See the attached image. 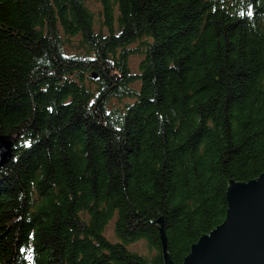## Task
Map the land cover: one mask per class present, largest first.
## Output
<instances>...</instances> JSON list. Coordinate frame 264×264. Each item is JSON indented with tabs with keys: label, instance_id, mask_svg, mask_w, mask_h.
<instances>
[{
	"label": "trees",
	"instance_id": "16d2710c",
	"mask_svg": "<svg viewBox=\"0 0 264 264\" xmlns=\"http://www.w3.org/2000/svg\"><path fill=\"white\" fill-rule=\"evenodd\" d=\"M86 1L0 0V264L180 261L264 169V0Z\"/></svg>",
	"mask_w": 264,
	"mask_h": 264
},
{
	"label": "water",
	"instance_id": "95a60500",
	"mask_svg": "<svg viewBox=\"0 0 264 264\" xmlns=\"http://www.w3.org/2000/svg\"><path fill=\"white\" fill-rule=\"evenodd\" d=\"M13 140L0 135V167L11 157ZM225 201L224 217L198 234L180 261L167 254L160 220H150L159 228L161 264H264V169L244 179L228 177Z\"/></svg>",
	"mask_w": 264,
	"mask_h": 264
},
{
	"label": "rangeland",
	"instance_id": "374dc122",
	"mask_svg": "<svg viewBox=\"0 0 264 264\" xmlns=\"http://www.w3.org/2000/svg\"><path fill=\"white\" fill-rule=\"evenodd\" d=\"M85 5L93 15L94 30L95 31L100 30L102 33H106L107 30L100 26L101 21H102V18H101L102 10H101V4H100L99 0H88V1H86ZM136 45H137V43H134L129 48L132 49ZM75 46H76V44H74L73 47L68 48V51L73 52V53L76 52V50H78V49ZM140 59H141V57L137 54H132L129 56L128 65H129V69L132 73H135L137 71V67H138V64L140 62ZM104 235L107 239H109V241L114 240L113 222L108 223V225L106 226V228L104 230ZM128 249L131 251H136L139 254H147L148 253V250L142 241L135 242L134 244L130 245L128 247Z\"/></svg>",
	"mask_w": 264,
	"mask_h": 264
}]
</instances>
